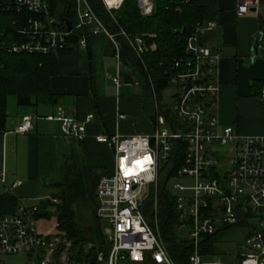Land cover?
Listing matches in <instances>:
<instances>
[{"label":"built area","instance_id":"1","mask_svg":"<svg viewBox=\"0 0 264 264\" xmlns=\"http://www.w3.org/2000/svg\"><path fill=\"white\" fill-rule=\"evenodd\" d=\"M120 1L108 5L101 0L107 11L116 9ZM256 4L257 0H235V14L243 15ZM136 5L141 15L152 10V0H136ZM0 10L21 17L11 22L21 40L2 44L7 52L46 54L68 46L66 37L72 26L66 31L61 21L49 14L46 0H0ZM74 13V28H85L90 35L104 34L113 42L116 68L122 65L116 36L137 58L145 50L140 36H129L122 29L111 33L86 0H74ZM211 25L196 24L186 39L184 57L173 60V72L165 88H171L164 104L166 115L155 100L150 133L94 137L111 147L113 158L112 170L98 177L93 190V214L102 224L101 232L109 244L106 258L97 256L102 264L126 260L176 264L165 250L157 223H148L141 205L148 189L157 184L162 166L175 158L178 145L181 152L177 168L163 187L173 203L175 228L191 247L182 264H223L218 259L201 260L213 254L199 252L200 240L235 225L247 228L236 244L237 264H264V137L240 135L218 122L214 111L218 53L200 39ZM4 34L0 23V36ZM85 44L81 36L76 48L83 49ZM112 81L117 85V76ZM150 94L155 99L152 90ZM259 97L264 98V85ZM123 117L116 115L117 119ZM29 120L28 116L22 117L15 130L27 132ZM61 130L65 140L83 137V125L71 118L61 119ZM18 184L15 181L7 189ZM152 207L155 209V201ZM42 211L47 208L38 203L19 204L12 213L0 214V255L21 259L20 263L0 260V264H71L58 250L60 236L38 233L36 215Z\"/></svg>","mask_w":264,"mask_h":264},{"label":"crops","instance_id":"2","mask_svg":"<svg viewBox=\"0 0 264 264\" xmlns=\"http://www.w3.org/2000/svg\"><path fill=\"white\" fill-rule=\"evenodd\" d=\"M199 4L204 8L201 24H212L200 39L218 53L214 80L218 122L240 135L264 137V98L259 97L264 85V0H257L243 15L235 14V0H199ZM85 40V48L56 56V72L48 78L53 103L20 105L13 95L5 99L0 132V214L12 213L19 204L38 203L53 193L49 184L57 180L70 144L79 142L81 164L94 169L99 177L112 170L113 158L111 147L97 142L96 135L148 134L153 128L155 99L130 68L117 38L122 64L118 68L113 42L107 36L89 35ZM162 91L160 102L165 104V89ZM117 113L124 117L117 119ZM24 116L30 118V128L17 132ZM64 117L83 125L81 139H64ZM15 181L19 184L8 190ZM15 259L0 255L5 262Z\"/></svg>","mask_w":264,"mask_h":264},{"label":"trees","instance_id":"3","mask_svg":"<svg viewBox=\"0 0 264 264\" xmlns=\"http://www.w3.org/2000/svg\"><path fill=\"white\" fill-rule=\"evenodd\" d=\"M49 14L58 20H69L72 30L66 37L68 46L41 53H12L2 48V44L21 40L15 34V25L11 22L20 19L15 12L0 10V23L5 28V34L0 36V132L4 127L5 99L8 95L15 97L20 105L30 103L51 104L55 96L48 87V78L56 72V56L76 52V42L81 37L90 34L85 28H74L76 21L74 0H46ZM92 12L103 22L111 33L122 29L129 36H140L145 50L137 58L125 41L116 36L121 44L123 56L129 61V66L142 83L144 90L155 94L159 109L166 115V107L160 102L161 91L167 86L172 75L173 60L184 57V45L195 25L201 23L204 8L199 0H152V10L148 15H141L135 0H121L116 9L105 10L101 0H86ZM79 142L70 144L67 155L61 160L57 180L49 184L56 191L44 200L38 202L41 208L53 207L56 219L57 234L69 242L67 255L72 264H98L97 254L105 259L109 249L101 232V223L96 222L93 232H87L82 226L75 208L78 204L90 205L93 213V190L98 175L92 168L83 167L80 157ZM181 147L174 150L175 158L162 166L158 174L155 193L149 192L156 199L157 228L169 257L182 264L191 247L182 233L176 230V219L171 198L163 187L168 175L173 174L178 165ZM54 199L55 202H52ZM150 209V207H149ZM151 210V209H150ZM144 211L145 218L150 223L151 211ZM49 212L36 215L48 216ZM148 216V217H147ZM215 234L200 240V253L216 254L219 252L215 243ZM62 245H59L60 250ZM117 264H151L147 260L139 263L119 261Z\"/></svg>","mask_w":264,"mask_h":264},{"label":"rangeland","instance_id":"4","mask_svg":"<svg viewBox=\"0 0 264 264\" xmlns=\"http://www.w3.org/2000/svg\"><path fill=\"white\" fill-rule=\"evenodd\" d=\"M135 3H136V0H135ZM170 89L171 88H167L162 94V100L164 102L168 101V93ZM156 188H157V184L155 185V187H151L148 189V196H146V198L144 199L141 205L142 210L145 212L147 209L148 210L151 209L150 210L152 213L151 217H148V216L147 217L152 225L158 222L156 219L157 207L155 205V209H153L152 204H153V201H155L156 203V199L153 197L152 198L149 197V191L154 193ZM50 189L51 190H49V192L56 191L53 188H50ZM75 210H76V213L79 215V218L82 222V226L85 228V230L90 233L93 232L96 222L93 219V213H92L91 206L85 205V204H78ZM47 211L49 212L48 216H39L36 218V228H37L38 233H40L42 236H50V235L57 234V229L55 227L56 219L54 216L53 207H48ZM246 229H247L246 227L235 225V226L223 228L220 231L216 232L215 234L216 236L214 239H215V243H216V246L219 252L216 254H213L212 256H206V257L202 256L201 260L204 261V260H210V259H218L223 264H237L236 244L243 238V234L244 232H246ZM60 245H62L60 252L65 254L67 260L72 264V260L67 255V249L69 246V242L65 240L64 238H61ZM98 255L100 254H97V256ZM20 260H21L20 258H16L13 262L20 263ZM98 264H102V262H99Z\"/></svg>","mask_w":264,"mask_h":264},{"label":"water","instance_id":"5","mask_svg":"<svg viewBox=\"0 0 264 264\" xmlns=\"http://www.w3.org/2000/svg\"><path fill=\"white\" fill-rule=\"evenodd\" d=\"M251 9H253V8L251 7L249 10H251ZM60 21H61V23H62V25H63V28H64L66 31H69L70 28H71V24H70L69 20L66 19V18H62Z\"/></svg>","mask_w":264,"mask_h":264},{"label":"bare ground","instance_id":"6","mask_svg":"<svg viewBox=\"0 0 264 264\" xmlns=\"http://www.w3.org/2000/svg\"><path fill=\"white\" fill-rule=\"evenodd\" d=\"M118 0H105L106 4L111 5V4H116Z\"/></svg>","mask_w":264,"mask_h":264}]
</instances>
